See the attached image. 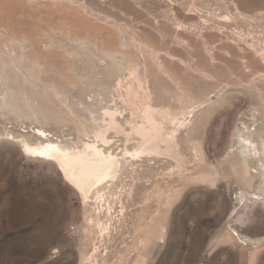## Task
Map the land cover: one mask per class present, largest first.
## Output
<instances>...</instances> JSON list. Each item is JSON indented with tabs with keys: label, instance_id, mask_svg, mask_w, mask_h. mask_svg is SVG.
Wrapping results in <instances>:
<instances>
[{
	"label": "rangeland",
	"instance_id": "rangeland-1",
	"mask_svg": "<svg viewBox=\"0 0 264 264\" xmlns=\"http://www.w3.org/2000/svg\"><path fill=\"white\" fill-rule=\"evenodd\" d=\"M0 76V264H264V0H0ZM38 128L125 169L83 195Z\"/></svg>",
	"mask_w": 264,
	"mask_h": 264
},
{
	"label": "bare ground",
	"instance_id": "bare-ground-1",
	"mask_svg": "<svg viewBox=\"0 0 264 264\" xmlns=\"http://www.w3.org/2000/svg\"><path fill=\"white\" fill-rule=\"evenodd\" d=\"M1 81L3 80L1 79V76H0V82ZM7 102H8L7 97H4L2 100H0V107L2 106L4 107V105L7 104ZM12 104L11 106H13ZM87 106H89V109L92 108V104H88ZM29 107H31L29 109H33V110H30L29 114L36 113V110H34V107L31 104ZM35 134L38 139V143L35 145L25 143L24 148H23L24 151L28 153H32L37 156H41V157H53L57 159L59 161V165L61 169L63 170V173L66 176V178L83 195H87L88 192H90L96 186L100 188L101 184L106 179L120 175L125 169V163L122 161V159L118 155L114 154L112 151L106 148L101 147V145H99L95 141H88L84 144L83 148H79L76 151H72L66 145L56 142L50 136V133L47 132V130L43 128L36 129ZM251 136L252 135L249 133V136L244 137L245 142H244L243 151L249 152V150L252 147H253V150H255V152L258 151L259 148L257 145H254V140ZM106 142L108 141L105 140V143ZM144 148H142L139 151V153L148 154V153L153 152L152 150H148ZM235 161L237 162V159H235ZM238 163L239 162H237V164ZM237 164H234V165H237ZM246 172H248V170H246ZM253 179H254V175L252 176L249 173H246L242 178L243 183L246 185H250V186H252V184L254 183ZM259 206L262 209H264L263 202H260ZM94 230H91L90 228L85 227L84 236H83L85 248H88L89 245L93 244V241L95 240ZM100 240L102 241V239ZM85 254H86V249L83 250V256Z\"/></svg>",
	"mask_w": 264,
	"mask_h": 264
},
{
	"label": "built area",
	"instance_id": "built-area-1",
	"mask_svg": "<svg viewBox=\"0 0 264 264\" xmlns=\"http://www.w3.org/2000/svg\"><path fill=\"white\" fill-rule=\"evenodd\" d=\"M71 233H76L77 232V227L76 226H73L70 230Z\"/></svg>",
	"mask_w": 264,
	"mask_h": 264
}]
</instances>
